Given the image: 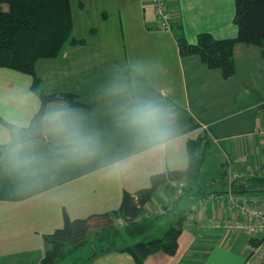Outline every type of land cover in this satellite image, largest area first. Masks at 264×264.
<instances>
[{
    "label": "crops",
    "instance_id": "crops-1",
    "mask_svg": "<svg viewBox=\"0 0 264 264\" xmlns=\"http://www.w3.org/2000/svg\"><path fill=\"white\" fill-rule=\"evenodd\" d=\"M69 2L71 34L81 41L38 58L34 72L44 93L76 96L78 106L54 100L45 111L53 103L75 109L97 137V149L90 157L62 159L58 141L43 129L41 138L25 141L38 157L35 175L25 179L13 171L8 145L29 124L40 98L31 74L0 66V146H6L0 154V264L36 263L44 254L39 237L61 226L64 213L76 218L112 211L124 192L148 188L152 176L185 170L190 139L202 157L198 176L166 175L139 216L156 219L157 236L183 216L176 251L153 252L144 264H243L254 238L225 223L244 219L227 200L264 193V46L236 43L234 72L227 77L198 54L179 51L180 39L194 43L201 32L236 37L235 0H166L172 15L166 28L156 25L151 0ZM136 65L144 70L134 71ZM117 78L132 84L134 95L154 98L174 112L162 144L143 142L118 122L121 98L107 90ZM178 181L183 185L176 198ZM82 249L66 260L135 264L126 251Z\"/></svg>",
    "mask_w": 264,
    "mask_h": 264
},
{
    "label": "trees",
    "instance_id": "trees-1",
    "mask_svg": "<svg viewBox=\"0 0 264 264\" xmlns=\"http://www.w3.org/2000/svg\"><path fill=\"white\" fill-rule=\"evenodd\" d=\"M234 22L238 27L236 37L214 38L208 32H201L194 43L180 39V53L198 54L204 63L220 67L224 76H230L234 72L236 43L264 46V0H235ZM71 32L69 0H0V66L31 74V87L40 98L39 109L27 126L17 129L8 146L43 136L42 116L48 102L65 100L71 106L80 105L72 93H44L41 80L34 72L38 58L56 56L67 42L81 41ZM2 121L13 130L10 123ZM196 147L197 141L188 140L187 166L183 171H168L166 175L170 179L198 176L202 157L196 154ZM5 148L0 146V154ZM165 176H152L151 185L135 195L124 192L119 207L112 211L76 218L64 213L62 225L44 234L47 248L38 264H57L86 246L94 253L110 249L126 251L135 264H144L146 256L156 251L174 254L184 217L179 216L170 223L161 236L154 233L155 218L139 217L144 203ZM119 216L122 223H116Z\"/></svg>",
    "mask_w": 264,
    "mask_h": 264
},
{
    "label": "clouds",
    "instance_id": "clouds-1",
    "mask_svg": "<svg viewBox=\"0 0 264 264\" xmlns=\"http://www.w3.org/2000/svg\"><path fill=\"white\" fill-rule=\"evenodd\" d=\"M133 70L142 72L144 69L136 65ZM131 89L132 84L120 78L108 86L109 94L121 98L118 122L141 141L162 144L171 132L174 112L154 98L134 95ZM42 127L58 141L62 159L86 158L96 152L97 137L84 127L82 115L65 103H53L47 108L42 116ZM7 157L12 170L22 178L30 179L38 170V157L23 141L9 148Z\"/></svg>",
    "mask_w": 264,
    "mask_h": 264
},
{
    "label": "built area",
    "instance_id": "built-area-1",
    "mask_svg": "<svg viewBox=\"0 0 264 264\" xmlns=\"http://www.w3.org/2000/svg\"><path fill=\"white\" fill-rule=\"evenodd\" d=\"M153 4L155 22L158 27L166 28L170 25L171 12L166 6V0H151ZM182 181L176 182V198L182 193ZM245 198L229 195L228 204L237 208L244 217L242 221L228 220L225 223L234 229L244 231L254 238L243 264H264V193L244 196ZM217 199L223 202L222 195ZM163 208L157 209L162 214ZM122 223L121 219H117Z\"/></svg>",
    "mask_w": 264,
    "mask_h": 264
},
{
    "label": "rangeland",
    "instance_id": "rangeland-1",
    "mask_svg": "<svg viewBox=\"0 0 264 264\" xmlns=\"http://www.w3.org/2000/svg\"><path fill=\"white\" fill-rule=\"evenodd\" d=\"M4 7L6 8V5H4ZM200 141L198 140V143H199ZM210 189H213L214 188V185H212L211 187H209ZM170 212V211H169ZM166 215V214H165ZM122 217L121 216H119V218L118 219H121ZM116 223H119L118 222V220L116 221ZM91 238V237H90ZM90 240H93L92 238L90 239ZM90 240H88V242L90 241ZM38 244L39 245H43V247L41 248V250H43L42 251V253H40L41 255L43 254V252H45V248H46V245H45V242H44V239H43V237H42V235H41V237H39V239H38ZM104 245H106V244H104ZM89 249V247L88 246H86L85 247V249L87 250V251H91L90 249ZM81 251H84V249H82ZM41 255H39V256H41ZM72 256V255H71ZM70 256V257H71ZM74 256V255H73ZM34 257V256H33ZM39 259H40V257H37V259H36V263H33V264H37L38 262H39ZM67 258H65V259H63V260H61V262H59V263H57V264H73V263H75V261H76V258H69L68 260H66Z\"/></svg>",
    "mask_w": 264,
    "mask_h": 264
},
{
    "label": "water",
    "instance_id": "water-1",
    "mask_svg": "<svg viewBox=\"0 0 264 264\" xmlns=\"http://www.w3.org/2000/svg\"><path fill=\"white\" fill-rule=\"evenodd\" d=\"M233 192H235V193H242V192H244V190H235Z\"/></svg>",
    "mask_w": 264,
    "mask_h": 264
}]
</instances>
